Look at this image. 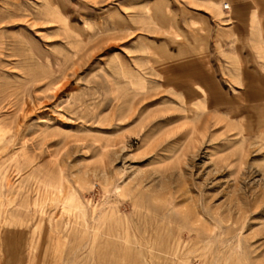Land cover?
Here are the masks:
<instances>
[{
    "label": "rangeland",
    "instance_id": "obj_1",
    "mask_svg": "<svg viewBox=\"0 0 264 264\" xmlns=\"http://www.w3.org/2000/svg\"><path fill=\"white\" fill-rule=\"evenodd\" d=\"M264 264V0H0V264Z\"/></svg>",
    "mask_w": 264,
    "mask_h": 264
},
{
    "label": "crops",
    "instance_id": "obj_2",
    "mask_svg": "<svg viewBox=\"0 0 264 264\" xmlns=\"http://www.w3.org/2000/svg\"><path fill=\"white\" fill-rule=\"evenodd\" d=\"M12 264H14V263H12Z\"/></svg>",
    "mask_w": 264,
    "mask_h": 264
}]
</instances>
